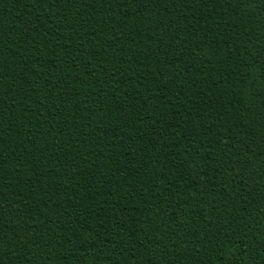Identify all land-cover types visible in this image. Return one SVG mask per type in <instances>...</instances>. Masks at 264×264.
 <instances>
[{
  "label": "trees",
  "instance_id": "16d2710c",
  "mask_svg": "<svg viewBox=\"0 0 264 264\" xmlns=\"http://www.w3.org/2000/svg\"><path fill=\"white\" fill-rule=\"evenodd\" d=\"M0 264H264V0H0Z\"/></svg>",
  "mask_w": 264,
  "mask_h": 264
}]
</instances>
